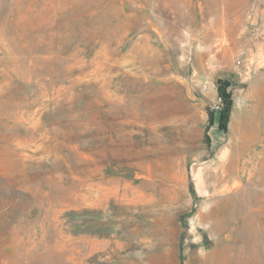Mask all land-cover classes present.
<instances>
[{"label":"rangeland","instance_id":"1","mask_svg":"<svg viewBox=\"0 0 264 264\" xmlns=\"http://www.w3.org/2000/svg\"><path fill=\"white\" fill-rule=\"evenodd\" d=\"M243 192L264 0H0V264H264Z\"/></svg>","mask_w":264,"mask_h":264},{"label":"bare ground","instance_id":"2","mask_svg":"<svg viewBox=\"0 0 264 264\" xmlns=\"http://www.w3.org/2000/svg\"><path fill=\"white\" fill-rule=\"evenodd\" d=\"M260 139H261V137L259 138V134H258L255 137V140L251 144L254 145ZM254 156H255V153H253V157ZM236 165H237V162L233 159H231L228 162V164H227V171H228L227 175L230 176V175H232V173L235 172ZM257 176L258 175H255L253 178L250 179V182H249L253 186L252 187L253 190L256 188L255 186L263 183V181L261 180L262 177H259V176L257 177ZM222 182L224 183L225 190L231 189L229 183L224 182L223 179H222ZM256 200L260 201V199H257V195H255L254 192H250V196H249V193L243 192V196L240 199L234 195L231 198L232 205H248V209H249L248 230L250 231V233L252 235V238H253L252 241H253V243H256L258 241L264 243V215L262 214L263 209L261 210L262 205H255V203H257V202H255ZM258 215H261V220L258 218ZM254 248H259V247H257L255 245ZM263 252H264V248H263ZM255 254H256V257L252 258L248 264H263V259L257 258V256L262 255L261 250L259 249L258 252H256Z\"/></svg>","mask_w":264,"mask_h":264},{"label":"trees","instance_id":"3","mask_svg":"<svg viewBox=\"0 0 264 264\" xmlns=\"http://www.w3.org/2000/svg\"><path fill=\"white\" fill-rule=\"evenodd\" d=\"M220 95L226 101V106L219 113V127L222 130H226L227 122L229 119V113L231 109V100L229 98V93H227L223 87L220 88ZM210 119H211V122L214 123L215 116L213 113H211Z\"/></svg>","mask_w":264,"mask_h":264}]
</instances>
